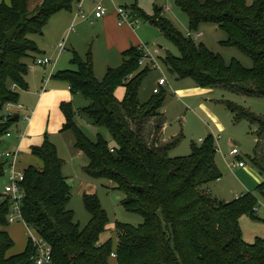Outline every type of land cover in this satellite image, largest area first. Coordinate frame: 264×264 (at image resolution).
I'll return each mask as SVG.
<instances>
[{
  "label": "trees",
  "instance_id": "trees-1",
  "mask_svg": "<svg viewBox=\"0 0 264 264\" xmlns=\"http://www.w3.org/2000/svg\"><path fill=\"white\" fill-rule=\"evenodd\" d=\"M29 1L0 3V111L10 103L19 104L20 92L29 90L27 79L41 54L31 36L41 34L54 15L75 12L81 0H44L33 11ZM176 2L190 17L191 31H198L203 24L218 26L229 34L227 46L239 48L254 66L246 69L237 60L227 65L205 45L177 31L161 16L162 10L157 9L151 17L135 5L132 11L137 19L159 27L178 46L181 56L169 55L165 62L169 71L182 80H193L199 88L222 87L264 99V0H253L250 5L247 0ZM142 57L139 47H133L123 54L120 68H109L104 78L98 79L92 57L83 61L75 54L72 63L77 69L58 72L52 79L67 83L74 95L87 98L91 105L82 113L95 126L108 129L114 139L115 146L103 139L91 142L75 124L72 104L62 105L66 117L63 131L75 134V148L89 159L85 172L93 179L105 178L115 184L126 195V208L142 214L144 224L136 228L119 225L116 249L112 241L101 244L109 219L97 195L85 194L92 221L82 230L68 210L71 187L63 175L58 149L48 138L32 151L43 167L24 170V223L52 247L53 264H109L114 252L118 264H264V239L246 243L240 224L245 214L256 217L257 197L248 193L225 203L206 190L223 177L213 136L201 147L194 146L191 156L175 160L169 158L168 151L176 141L161 149L149 145L143 136L146 128H151L156 135L161 132L162 141L167 91L161 90L149 103H140L139 91L150 72L139 66ZM119 87L126 89L122 102L116 97ZM229 109L237 121L257 127L253 162L264 173V119L233 104ZM154 118L157 120L147 125ZM13 119L6 122L0 115V140L13 131ZM2 178H6L3 164L0 182ZM258 191L264 195V183ZM12 214V198L0 190V264H33L36 250L31 240L24 253L9 255L15 246L8 231Z\"/></svg>",
  "mask_w": 264,
  "mask_h": 264
},
{
  "label": "rangeland",
  "instance_id": "rangeland-1",
  "mask_svg": "<svg viewBox=\"0 0 264 264\" xmlns=\"http://www.w3.org/2000/svg\"><path fill=\"white\" fill-rule=\"evenodd\" d=\"M202 1L205 2L207 0ZM247 2L250 5L253 0H247ZM128 3L132 6L137 5L151 17L156 15L157 9L162 10L161 16L177 31L186 37L189 33L199 35V44L205 45L211 53L221 56L227 65H230L233 60H237L244 68H253L254 62L251 57L237 47L227 46L229 34L225 30L214 24H203L198 31H191L190 17L178 6L176 0H128ZM72 20L73 12L62 11L50 19L41 34L31 36L41 52L38 55V59L51 58L55 63V67L54 65L46 68L37 67L36 72L40 76L44 73L49 76L54 72L76 70L77 66L72 63L75 54L83 61H87L90 56L92 57L95 74L98 79L108 68L117 69L122 66L124 51H121L117 44L110 41L108 37V34H110L111 38H122L116 27L105 30L99 20L90 19L89 21H81L77 25V29L71 33L69 29ZM134 30L139 41L134 42L133 45L136 46L141 42L137 47L143 46L153 53L155 50H160L158 58L160 69H149L150 72L145 76L139 91L140 103L146 104L155 98L154 90L162 78H166L168 81V85L164 88L168 94L162 108V112L167 118L165 135L164 137L162 136L163 139L161 141V138H159L161 132L156 135L151 128L148 130L146 128L143 136L149 145L152 147L158 145L161 149L166 146L164 142L174 144L176 141L177 143L168 151L169 158L175 160L191 156L193 147H201L208 136L212 135L218 150L217 161L220 171L224 173V177L220 181L209 184L206 190L213 198L225 203L234 201L237 198L234 196L236 193L243 195L254 192V195L258 198V213L256 217L245 214L241 217L240 224L246 243L255 244L257 240L264 239V196L258 191L259 180H264V175L260 173L252 162L257 150V127L246 121L237 124L232 111L229 109V105L233 104L264 119V99L246 97L222 87L204 91L193 80L178 78L169 71L165 64L169 55L181 56L178 46L166 37L159 27L146 20L139 21ZM61 43L65 44L67 50L65 54L60 55L58 46ZM53 75H50L48 79L52 78L51 76ZM38 76L35 78L36 84L32 85L34 89L50 91L51 88H48L49 84L47 83L48 79L43 82L42 86V80L41 83L38 82ZM192 89H199V93H190ZM25 93L20 92L21 104H28V98L30 100L34 99L35 103L37 102L35 95L29 97ZM116 97L121 102L125 99V87L117 89ZM51 103L52 126L56 124L59 116L64 124L66 117L63 113L62 105L71 103L64 102L60 105L61 107L59 106V111H57V106L55 107V104ZM90 105L91 102L83 96H77L73 100L72 106L76 112L73 117L75 124L91 142L97 143L100 139H103L110 146H115L110 131L106 128L95 126L82 113ZM22 116L24 119V115ZM47 119H49V112L47 113L46 123ZM156 120L155 118L150 120L147 125H151L150 123ZM21 125H23L22 122ZM59 129L61 128L58 127ZM49 134H51L50 141L57 147L59 157L63 161V175L68 179L71 187L72 196L68 210L74 213L75 222L80 228L82 230L87 229L91 224L92 215L86 208L84 195L96 194L102 209L106 212L109 219L107 230L101 234L100 243L106 244L112 241L115 249L117 227L119 225L139 227L145 222L144 216L126 208L125 193L118 190L117 186L111 181L105 178L93 179L85 172L86 167L89 165V159L75 148L76 137L73 132L63 131L53 135L52 133ZM261 145L262 155H264V139L261 141ZM232 148L240 150L242 159L247 165L244 170L238 169L234 173L229 171L228 162L239 161L236 160L237 157L225 160V156H229ZM4 150V145H0V153ZM25 153L27 157H31L30 146L27 147ZM7 184V178H2L0 182L1 192H4ZM239 198L240 196L237 199ZM8 231L15 242V246L9 255L21 253L31 238V233H29L27 226L23 221H19L16 224H12Z\"/></svg>",
  "mask_w": 264,
  "mask_h": 264
},
{
  "label": "crops",
  "instance_id": "crops-1",
  "mask_svg": "<svg viewBox=\"0 0 264 264\" xmlns=\"http://www.w3.org/2000/svg\"><path fill=\"white\" fill-rule=\"evenodd\" d=\"M95 1H99V0H87V1H85L86 14L89 17V20L90 19H94L96 21L99 20L102 23V27L105 30H108L111 27H116L118 29V31L120 32L119 34H121L122 38L121 39H119V37H112L111 38V35L108 34V37H109L110 41H113L115 44H117V47H119V49L121 51H124V53L129 51L131 48L137 47V46H139L141 44V42H140L136 46L133 45L134 42H138L139 41L137 33L134 30V27H129V26L119 27L118 26L117 13H116L115 5L113 3H107L106 4V8L108 10V15L106 17H100L97 13L94 12V2ZM3 2L10 3V0H0V3H3ZM43 2H44V0H30L29 1L30 10L31 11L35 10ZM124 2H126V3L124 4ZM77 5H76V9H77ZM116 5H121V6L125 5V6H127L129 8V10L131 12H133L132 10H133V7L135 6V5L134 6L130 5L128 3V0H119V1H117ZM76 9H75V12H73L72 24L74 23L75 14L77 12ZM89 20H87V21H89ZM139 21H141V19ZM82 22H84V21H82ZM72 24H71V26H72ZM71 26H70V28H71ZM69 31H70V29H69ZM36 68L37 67H35L33 69L31 68L30 75H29V77L27 79L28 80V84H29V90L25 91L26 93L25 92L24 93L26 95L28 94L29 97L35 95L37 97V102L35 103L34 99L30 100L28 98L27 99L28 100V102H27L28 104H25V103L21 104L22 101H21V97H20V102H21L20 104L25 107L26 113L31 114L33 116L32 122L28 124L25 121V119L22 118L23 117L22 115L21 116H16V117H19V120L17 122H15L16 125L13 127V131H15V132L13 133L12 137L11 138L4 137V138H2L0 140V145L3 144L4 148H5V150L3 152H1L0 155L2 153L6 152V151H9V150H14V149H18V148L21 150L22 157H21V160H20L19 167L21 169H23V170H26L30 166H34V167H37V168H42L43 167V163L38 158L33 156V154H32L33 149L34 148H38V147H42L44 145V143H45V140L47 138L50 141L51 134H49V133H52V135H53L55 133L63 132V126H65L66 122L63 124L61 119H60V116H59V119H57L56 124L54 126H52V120H51V112H52V110L50 108V103L52 102L51 104H55V107L57 106V111H59V106L61 104H63L64 102H68V103L73 104V100H75V98L77 96H81V95H78V94L74 95L72 93V91L70 90V86L67 83H65L63 81L56 80V79H52V78H51V80H49L47 82L49 84L48 88L49 89L51 88L50 91L49 90L47 91L45 89L44 90L42 89L41 91H39L36 88L34 89V86H32V85L36 84V79L35 78L38 75H39L38 76V78H39L38 82L41 83V80H42V86H43V82L45 80H47L50 75L56 74L55 72L54 73L52 72L53 74H50L49 76H47V74H45V73L40 76V74L38 72H36ZM108 69L105 70V72L99 76V79H103L104 78V76L106 75V72L108 71ZM66 71H68V70H66ZM164 90H166V89H164ZM203 90L204 91H208L209 89H203ZM190 93H192V94L199 93V89H192ZM48 112H49V119H47V123H46V117H47V113ZM162 114H163V119L165 121L164 129L162 131V136L164 137L165 128L167 126V118H166V115L163 112H162ZM234 117H235V115H234ZM244 121H237V118L235 117V122L237 124L238 123H242ZM21 122L23 123V125H21ZM246 122H248V121H246ZM58 127H60L61 129L58 130ZM22 134L26 135V137L23 138V139H22ZM3 139H5L4 142H2ZM201 142H203V141H201ZM164 144L167 145V143H165V142H164ZM26 145H27V147H29V146L31 147V157H27L26 156V153H25V151L27 149ZM234 150L236 151L235 154H234ZM233 157H237V159L236 158L235 159L239 160V161H233V163H229L228 162V167H229L228 169H229L230 172L234 173L238 169L244 170L247 167L246 163L242 159L241 152H240V150L238 148H232L229 156L228 157L225 156V160L227 161L228 158H233ZM237 162L244 163L245 167L232 169L231 165L235 164ZM252 162H253V159H252ZM2 164L4 165L5 162L2 159H0V165H2ZM217 164H218V167H219L218 161H217ZM253 164H254V162H253ZM219 169H220V167H219ZM257 169L260 171V169L258 167H257ZM221 173H222V171H221ZM260 173L264 175L263 172L260 171ZM222 175L224 177V173H222ZM223 177H222V179H223ZM259 183H260L259 185H262L264 183V180L260 179ZM250 194H255V193L254 192H250ZM244 195H246V194H243V195H239L238 193L234 194V196H236L237 198L239 196L241 198ZM237 198L235 200H237ZM226 203H231V202H226ZM117 243H116L115 249L117 247ZM27 245H26V248H27ZM26 248L21 253L10 255V256L20 255V254H22V253H24L26 251ZM109 264H118L117 259H113L111 257Z\"/></svg>",
  "mask_w": 264,
  "mask_h": 264
},
{
  "label": "built area",
  "instance_id": "built-area-1",
  "mask_svg": "<svg viewBox=\"0 0 264 264\" xmlns=\"http://www.w3.org/2000/svg\"><path fill=\"white\" fill-rule=\"evenodd\" d=\"M85 1L81 0L77 5V12L75 14L74 23L70 28V32H74L77 28V25L80 21L89 20L88 15L86 14ZM119 0H99L94 2V12L97 13L100 17H106L108 15V10L106 8L107 3H113L115 5L117 13V23L119 27H135L139 24V20L136 18L133 12L129 10L127 6L116 5ZM189 38H192L194 41L198 42L200 39L199 35H194L193 33L188 34ZM66 46L64 43H61L58 46L59 54L66 53ZM139 50L143 53V57L139 61V66L141 68H149L151 70L160 69L159 65V56L160 50H155V52H150L145 47H139ZM55 67V63L51 58L37 59L32 67ZM52 77V76H51ZM51 78L48 79V81ZM168 85L166 78H162L154 90V94L157 95L161 92L163 88ZM25 107L21 104L10 103L6 106L4 111H0V115L4 117V120L7 122L16 116L24 115L25 121L29 124L32 122L33 116L25 112ZM15 131L9 132L7 134L8 138H11ZM26 135L22 134V139ZM236 151L234 150V154ZM22 154L21 150L14 149L9 150L0 155V159L5 162V174L8 180V184L4 189V194L10 196L13 201V214L10 217V223L16 224L19 221H23L21 204L25 200V192L22 187V184L25 182L26 174L23 169L19 167ZM245 167L244 163H235L231 165L232 169ZM26 225V224H25ZM27 226V225H26ZM29 233H31L30 240L33 242L36 255L32 258L33 264H53V250L47 241L37 236L33 229L27 226ZM113 259H117V254L114 252L112 254Z\"/></svg>",
  "mask_w": 264,
  "mask_h": 264
},
{
  "label": "water",
  "instance_id": "water-1",
  "mask_svg": "<svg viewBox=\"0 0 264 264\" xmlns=\"http://www.w3.org/2000/svg\"><path fill=\"white\" fill-rule=\"evenodd\" d=\"M19 120V117H15L14 119H13V122H17ZM140 191L142 190L141 188H138ZM264 196V195H263Z\"/></svg>",
  "mask_w": 264,
  "mask_h": 264
}]
</instances>
